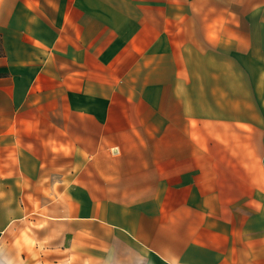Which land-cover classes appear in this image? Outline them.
Returning <instances> with one entry per match:
<instances>
[{"label":"crops","instance_id":"0c3cea01","mask_svg":"<svg viewBox=\"0 0 264 264\" xmlns=\"http://www.w3.org/2000/svg\"><path fill=\"white\" fill-rule=\"evenodd\" d=\"M0 264H264V0H0Z\"/></svg>","mask_w":264,"mask_h":264},{"label":"trees","instance_id":"16d2710c","mask_svg":"<svg viewBox=\"0 0 264 264\" xmlns=\"http://www.w3.org/2000/svg\"><path fill=\"white\" fill-rule=\"evenodd\" d=\"M1 45V44H0Z\"/></svg>","mask_w":264,"mask_h":264}]
</instances>
